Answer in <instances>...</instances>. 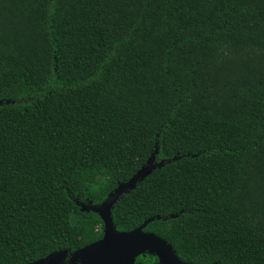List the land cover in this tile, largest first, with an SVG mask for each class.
<instances>
[{"label": "trees", "instance_id": "obj_1", "mask_svg": "<svg viewBox=\"0 0 264 264\" xmlns=\"http://www.w3.org/2000/svg\"><path fill=\"white\" fill-rule=\"evenodd\" d=\"M155 148L116 230L264 264V0H0V264L101 239Z\"/></svg>", "mask_w": 264, "mask_h": 264}, {"label": "water", "instance_id": "obj_2", "mask_svg": "<svg viewBox=\"0 0 264 264\" xmlns=\"http://www.w3.org/2000/svg\"><path fill=\"white\" fill-rule=\"evenodd\" d=\"M157 148L128 181L120 183L106 198L96 206L80 204L81 211H91L102 222L101 239L70 253L68 264H134L138 256L148 253L157 258L158 264H189L178 259L172 246L152 233L144 232L154 218L144 221L129 232L116 230L112 209L120 197L132 191L137 183L150 175L155 169L153 164ZM161 165V163H160ZM174 218V217H173ZM155 219L160 220L159 217ZM67 251H58L29 264H64Z\"/></svg>", "mask_w": 264, "mask_h": 264}, {"label": "flooded vegetation", "instance_id": "obj_3", "mask_svg": "<svg viewBox=\"0 0 264 264\" xmlns=\"http://www.w3.org/2000/svg\"><path fill=\"white\" fill-rule=\"evenodd\" d=\"M75 251H76V250H75ZM69 255H70V253H68L67 258H66V260L64 261V264H68V258H69ZM76 264H78V263L76 262Z\"/></svg>", "mask_w": 264, "mask_h": 264}, {"label": "clouds", "instance_id": "obj_4", "mask_svg": "<svg viewBox=\"0 0 264 264\" xmlns=\"http://www.w3.org/2000/svg\"><path fill=\"white\" fill-rule=\"evenodd\" d=\"M102 182V181H101Z\"/></svg>", "mask_w": 264, "mask_h": 264}]
</instances>
